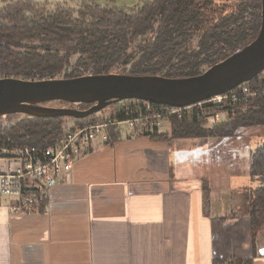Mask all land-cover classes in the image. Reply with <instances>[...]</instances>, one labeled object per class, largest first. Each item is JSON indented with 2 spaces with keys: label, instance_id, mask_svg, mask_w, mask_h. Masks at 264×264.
I'll return each instance as SVG.
<instances>
[{
  "label": "trees",
  "instance_id": "1",
  "mask_svg": "<svg viewBox=\"0 0 264 264\" xmlns=\"http://www.w3.org/2000/svg\"><path fill=\"white\" fill-rule=\"evenodd\" d=\"M210 5L211 0H148L130 10L95 2L73 8L63 4L50 7L36 0H4L0 7V78H74L108 74L118 66L127 67V74L132 75L198 76L251 43L261 29V0H240L235 11L217 19L208 13ZM196 36V45L191 46ZM244 85L258 95L230 120L209 126L193 108L182 117H173L170 131L149 136L164 140L232 138L242 128L264 126L262 73ZM137 100L113 103L107 107L111 114L105 115L103 110L83 119L24 114L0 117V147H51L65 133L67 120L72 127L102 122ZM119 138L118 134L112 136L113 141ZM253 154L249 173L261 185L245 195L253 232L252 256L218 259L214 264H255L254 256L260 254L257 238L264 230V145Z\"/></svg>",
  "mask_w": 264,
  "mask_h": 264
},
{
  "label": "crops",
  "instance_id": "2",
  "mask_svg": "<svg viewBox=\"0 0 264 264\" xmlns=\"http://www.w3.org/2000/svg\"><path fill=\"white\" fill-rule=\"evenodd\" d=\"M186 139L195 138H179ZM168 141L125 134L89 148L37 211L17 213L0 201V264H214L251 257L250 218L228 217L223 187L220 194V188L205 192L202 184L178 187L163 176ZM138 154L146 166L140 178L110 180L108 170H126L127 156Z\"/></svg>",
  "mask_w": 264,
  "mask_h": 264
},
{
  "label": "water",
  "instance_id": "3",
  "mask_svg": "<svg viewBox=\"0 0 264 264\" xmlns=\"http://www.w3.org/2000/svg\"><path fill=\"white\" fill-rule=\"evenodd\" d=\"M261 3L262 23L258 36L198 76L170 78L111 72L42 80L0 78V117L24 114L83 119L127 99L184 108L225 94L264 71V0ZM55 102L70 106L48 105ZM83 104L90 106L82 109ZM260 254L264 256V248Z\"/></svg>",
  "mask_w": 264,
  "mask_h": 264
},
{
  "label": "built area",
  "instance_id": "4",
  "mask_svg": "<svg viewBox=\"0 0 264 264\" xmlns=\"http://www.w3.org/2000/svg\"><path fill=\"white\" fill-rule=\"evenodd\" d=\"M244 84L184 108L158 105L142 99L130 102L105 121L70 126L57 143L45 149L0 147V159L9 157L18 161L8 171H0V201L8 200L17 213L39 210L59 179L70 177L83 153L95 145L112 144L115 134L121 137L125 134L168 132L172 129L173 117H182L193 108L199 110V115L210 126L228 121L236 112L247 109L258 94ZM17 153L20 155L12 157Z\"/></svg>",
  "mask_w": 264,
  "mask_h": 264
},
{
  "label": "rangeland",
  "instance_id": "5",
  "mask_svg": "<svg viewBox=\"0 0 264 264\" xmlns=\"http://www.w3.org/2000/svg\"><path fill=\"white\" fill-rule=\"evenodd\" d=\"M38 2L48 3L50 7L57 4L68 5L73 8H79L83 3H98L102 6L108 4L118 7H125L135 10L141 7L148 0H36ZM240 0H211L208 13L214 19L222 15H226L235 11ZM4 4V0H0V7ZM152 36V35H151ZM198 37L192 41L191 46H195ZM135 50V48H132ZM76 57V56H75ZM73 58V61L75 60ZM127 67H115L112 72L117 74H126ZM264 78V71L262 72ZM258 95V94H257ZM256 95V96H257ZM50 106L66 105L63 102H55L48 104ZM250 106V105H249ZM105 115L111 114L112 110L105 108ZM21 118V115L16 119ZM66 123V130L72 125L71 121ZM208 125V124H207ZM210 126V125H209ZM146 136V135H140ZM126 138V137H125ZM166 148L170 150L171 160L166 161V173L163 174L167 179H172L178 183V187L194 188L203 185L204 191L208 188L225 189L226 201L230 205L231 215L228 217L236 218L244 216L248 217L245 195L252 190L257 189L261 185V180H256L250 175L251 157L257 151V148L264 145V126L246 127L240 129L238 135L232 138H215V141H207L205 139H186L179 140L170 139L166 144ZM253 154V155H252ZM20 154H13L17 157ZM127 168L123 170L120 165L113 166L111 170L106 172L111 179L141 177L143 167L140 160L143 156L132 158L127 156ZM18 161L9 157L0 160V168L6 170L9 164H17ZM2 166V167H1ZM174 187V185H173ZM218 194H220L222 191ZM258 250L264 248V230L257 238ZM258 258L257 264H264V256L259 253L254 256ZM263 258V259H261ZM261 259V260H260ZM255 263V262H254Z\"/></svg>",
  "mask_w": 264,
  "mask_h": 264
}]
</instances>
